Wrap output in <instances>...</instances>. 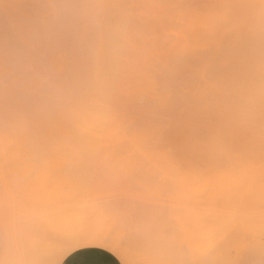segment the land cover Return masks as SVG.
Masks as SVG:
<instances>
[{
  "label": "snow or ice",
  "instance_id": "obj_1",
  "mask_svg": "<svg viewBox=\"0 0 264 264\" xmlns=\"http://www.w3.org/2000/svg\"><path fill=\"white\" fill-rule=\"evenodd\" d=\"M52 6V0L42 8ZM90 7L99 10L91 21L87 32L88 70L77 77L71 85L61 78L62 58H57L47 68H41L34 60V46L31 35L38 28L55 21L41 15L33 26L17 30L4 40L5 96L16 95L20 102L8 103L0 118V173L5 182V200L10 205L15 189L11 185L9 173L15 167L13 153L24 137L31 135L39 119L55 113L61 133L52 142L43 143L39 149L26 145L27 163L35 173L53 175L52 162L63 161V171L71 178L75 170L89 159L97 161L105 175H124L112 172L108 163L102 159L100 149L93 147L92 132L102 118L107 129H122L138 140L144 152H158L161 159H178L181 150L198 151L211 157L217 167L224 163H241L249 170L257 165L255 151L256 138V97L259 94V170L261 184L264 186V0H259L260 56L257 68L255 57L249 61L243 80L222 84L208 80L207 86L199 87L189 97L202 109L210 121L208 129L200 135L189 131L182 145L170 142L171 123L163 118V113L175 102V94L167 89L154 71L159 59L172 56L169 47L162 44L166 25L171 18L185 21H203V31L208 37L220 34H237L241 31L254 37L256 17L251 14L239 16L237 6L225 0L209 3L196 8L187 0H152L144 3L128 0H94ZM252 8L254 5H247ZM114 9L120 11L113 14ZM146 38H141V33ZM147 53L138 66L137 75L132 77L110 76L104 70V63L114 56L121 61L132 59L135 55ZM184 51L175 53L176 57L185 55ZM212 65L204 63L198 74L205 79ZM227 129H244L250 137V145L245 154L233 148L226 137ZM161 223H166L162 220ZM115 232L134 234L140 229L131 226L126 218L117 214L113 217ZM251 248V244L237 243L232 252L239 257ZM31 251L29 245L21 244L13 227H5L0 239V253L7 258L0 264H47L21 258ZM175 251L178 255L215 254L214 248L203 253H193L177 241ZM261 260L264 264V236H262ZM55 264H61L59 260ZM158 264H255L254 261L233 260H167Z\"/></svg>",
  "mask_w": 264,
  "mask_h": 264
},
{
  "label": "rangeland",
  "instance_id": "obj_2",
  "mask_svg": "<svg viewBox=\"0 0 264 264\" xmlns=\"http://www.w3.org/2000/svg\"><path fill=\"white\" fill-rule=\"evenodd\" d=\"M4 13L0 12L2 16ZM2 16L1 22L6 19ZM1 29L0 41L4 42L12 33ZM4 55L0 48V81L6 79ZM50 127L57 132L52 125L36 122L30 136L20 135L21 143L13 153L15 167L9 173L16 192L10 205L5 200L6 185L0 173V239L10 224L21 244L26 243L31 249L21 258L47 264L59 260L62 264L75 251L95 247L112 254L120 264L200 259H241L259 264L264 236V231L259 232L264 229L259 125L254 170L243 163L233 165L227 161L223 167H217L209 156H179L167 161L160 155H143L102 157L112 172L124 175H105L97 161L89 159L71 178L65 176L61 160L52 162L51 176L35 173L27 163L26 145L39 149L43 143L52 142L55 137L49 136ZM238 130L237 140H231L230 136L227 140L245 154L250 137L246 130ZM202 212L204 216L199 215ZM117 214L140 230L131 235L115 232L112 220ZM162 220L166 223H161ZM237 229H243L241 239L235 233ZM64 237L76 245L65 243ZM177 241L193 253L214 248L215 254L178 255ZM236 242L250 243L251 248L237 257L232 252ZM6 258L0 253V261Z\"/></svg>",
  "mask_w": 264,
  "mask_h": 264
},
{
  "label": "bare ground",
  "instance_id": "obj_3",
  "mask_svg": "<svg viewBox=\"0 0 264 264\" xmlns=\"http://www.w3.org/2000/svg\"><path fill=\"white\" fill-rule=\"evenodd\" d=\"M48 2L49 0H0V12H5L6 17L5 21H0V29L2 28L1 31L3 32L13 33L35 25L41 15H47L53 19L54 23L38 28L30 37L35 49L34 60L39 67L47 68L57 58H62L61 78L71 85L77 77L88 70L86 29L91 27V21L98 15L99 10L90 7L94 0H52L51 7L42 8V5ZM117 2L126 3L128 0H117ZM138 2L149 3L152 0H138ZM165 2H168V0H165ZM187 2L196 8H200L209 3H216L218 0H187ZM225 2L236 5L239 16L251 14L256 17L257 24L254 37L243 31L237 34L229 33L208 37L203 31V21L199 19L185 21L182 18L170 17L166 25H159L162 29L164 27L168 29L164 33V39L161 43L168 46L173 55L160 58L154 71L161 79L162 84L171 90L176 97L175 102L163 113V118L171 123L170 142L175 145H182L189 131L200 135L209 127L210 121L202 112L201 107L189 99L198 91L199 87H206L208 80H216L222 84L243 80L252 57H255L258 68L260 56L259 0H225ZM247 5H254V7L248 8ZM119 11V9H114L113 14ZM0 15L2 16V14ZM140 35L142 39L146 38L145 33L142 32ZM0 48L4 50L3 41H0ZM180 51H184L186 54L177 58L175 53ZM146 55L147 53H140L127 61H121L114 56L104 63V70L110 76L132 77L138 74V66L144 62ZM204 63L212 65L207 79L198 74L197 71ZM19 102V96H5V80L0 81V118L3 116L6 104ZM37 122L56 127L57 132L50 127V137H56L61 133L54 112L43 119L37 120ZM258 125L259 94L257 93L256 126ZM20 135H23V133H20ZM227 136H230L231 140H237L240 131L238 129H227ZM92 141L93 147L100 149L104 158L160 155L155 151L144 152L138 140L129 136L122 129L105 128L102 118H100V122L92 132ZM232 147L234 148V146ZM179 156L206 157L207 155L194 150H181ZM199 215L204 216L205 214L202 212ZM197 228L199 229V227ZM238 230H235V233L238 232L237 236L241 234L240 231L243 229ZM259 230V232L264 231V229ZM232 235H234V231ZM255 235L253 237H256ZM237 236L235 235V237ZM240 236H243V234L239 235L238 238ZM96 238L98 237L96 236ZM63 241L68 243L65 237ZM71 242L68 244H75V242L72 244Z\"/></svg>",
  "mask_w": 264,
  "mask_h": 264
},
{
  "label": "crops",
  "instance_id": "obj_4",
  "mask_svg": "<svg viewBox=\"0 0 264 264\" xmlns=\"http://www.w3.org/2000/svg\"><path fill=\"white\" fill-rule=\"evenodd\" d=\"M62 264H120L116 257L107 251L89 247L69 255Z\"/></svg>",
  "mask_w": 264,
  "mask_h": 264
}]
</instances>
